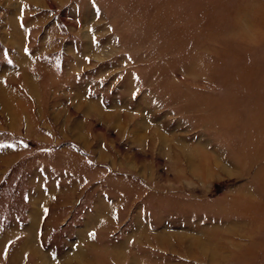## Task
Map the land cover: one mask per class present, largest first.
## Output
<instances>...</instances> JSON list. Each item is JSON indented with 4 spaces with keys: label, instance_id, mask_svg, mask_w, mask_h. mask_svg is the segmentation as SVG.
<instances>
[{
    "label": "rangeland",
    "instance_id": "374dc122",
    "mask_svg": "<svg viewBox=\"0 0 264 264\" xmlns=\"http://www.w3.org/2000/svg\"><path fill=\"white\" fill-rule=\"evenodd\" d=\"M0 264H264V0H0Z\"/></svg>",
    "mask_w": 264,
    "mask_h": 264
}]
</instances>
